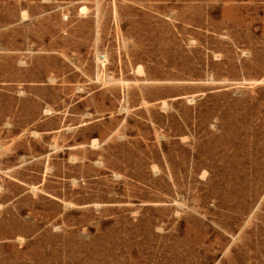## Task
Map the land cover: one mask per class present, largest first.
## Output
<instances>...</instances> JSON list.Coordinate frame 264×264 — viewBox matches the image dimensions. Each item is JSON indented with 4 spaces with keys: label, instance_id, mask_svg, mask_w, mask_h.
<instances>
[{
    "label": "rangeland",
    "instance_id": "rangeland-1",
    "mask_svg": "<svg viewBox=\"0 0 264 264\" xmlns=\"http://www.w3.org/2000/svg\"><path fill=\"white\" fill-rule=\"evenodd\" d=\"M0 264H264V0H0Z\"/></svg>",
    "mask_w": 264,
    "mask_h": 264
}]
</instances>
